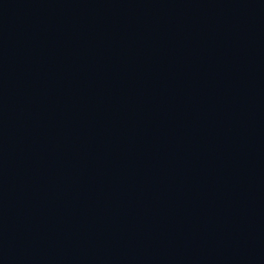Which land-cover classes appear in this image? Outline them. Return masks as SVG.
Listing matches in <instances>:
<instances>
[{
  "label": "water",
  "instance_id": "1",
  "mask_svg": "<svg viewBox=\"0 0 264 264\" xmlns=\"http://www.w3.org/2000/svg\"><path fill=\"white\" fill-rule=\"evenodd\" d=\"M0 264H264V0H0Z\"/></svg>",
  "mask_w": 264,
  "mask_h": 264
}]
</instances>
